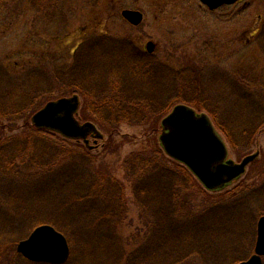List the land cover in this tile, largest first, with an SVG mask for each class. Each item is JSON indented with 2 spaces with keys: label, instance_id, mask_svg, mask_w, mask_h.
Masks as SVG:
<instances>
[{
  "label": "rangeland",
  "instance_id": "obj_1",
  "mask_svg": "<svg viewBox=\"0 0 264 264\" xmlns=\"http://www.w3.org/2000/svg\"><path fill=\"white\" fill-rule=\"evenodd\" d=\"M20 1L6 0L4 2L9 5L0 4V63L10 75L30 66L49 70L55 64H70L82 43L102 35L118 39L129 37L143 49H147L148 41H154L156 50L153 53L156 56L173 53L176 67L190 61L200 63L207 54L214 66L218 65L231 75L220 76L218 84L214 81L215 89L226 84V90L220 88V91L229 90L232 97L236 87L234 90L232 84L230 87L231 79L236 80L240 70L243 75V65L247 78L251 73L264 74L261 36L264 0H240L215 10L201 0ZM55 7L62 21H53ZM125 8L141 10L143 21L139 25L130 23L122 15ZM111 45H100L97 56L107 59L110 54L126 55V46L119 48L115 42ZM8 86L9 81L0 77V90L10 92L7 96L13 98L20 95L15 88L7 91ZM71 89L64 83L53 84V88L44 91L36 102L41 108L48 100L78 93L81 104L76 116L80 122L93 121L104 134L97 140L95 136L89 137L92 147L83 139L68 138L56 131L38 132L32 122V111L28 116L7 114L0 117V244H6L0 254V264H31L17 246L43 223L58 226L70 238L71 252L66 264H126L134 256L143 260L148 257L150 260L143 263L153 264L158 254L154 256L149 249L156 233L154 218H151L152 195L146 191L150 184L135 185L127 176L124 160L133 152L153 154L157 148L164 151L160 141L163 117L143 123L125 121L108 128L90 115L95 98L84 93L87 99L84 105L85 97ZM1 107L3 101L0 100ZM231 116L235 123L234 144L219 130L227 141L228 157L240 161L249 153L259 151L260 154L244 174L219 190L206 189L195 175H191L193 180L187 182L189 188L183 189L190 204L197 208L208 200L216 203L230 199L234 206L224 208L218 215L222 220H215L209 231L219 233L220 229H225L217 241L223 252L208 256L193 253L184 264L238 263L255 251L258 219L264 215V194L261 193L264 187L261 185L264 182V126L254 140L245 143L247 140H243L240 125L243 113L240 120H234L238 113H231ZM164 154L170 162L180 163L165 151ZM32 158L37 165L31 164ZM7 159L15 164H8ZM55 162L62 163L54 176L53 172L41 171L47 164L53 168ZM64 164L70 165L67 175L56 174ZM198 186L208 197L202 203ZM83 191L87 192L84 195L87 202L72 199ZM91 197L98 201H89ZM108 199L114 202L106 204L104 201ZM106 208L114 214H109ZM165 225L170 230L166 233L171 235L165 248L176 250V245H183L181 238L178 239L180 231L171 230L167 218ZM161 256L154 264H163L160 262L165 256Z\"/></svg>",
  "mask_w": 264,
  "mask_h": 264
},
{
  "label": "trees",
  "instance_id": "obj_2",
  "mask_svg": "<svg viewBox=\"0 0 264 264\" xmlns=\"http://www.w3.org/2000/svg\"><path fill=\"white\" fill-rule=\"evenodd\" d=\"M4 1L6 0H0V4L5 5L7 3L9 5L8 2ZM22 1L27 0L20 2ZM33 1L31 0V2ZM40 1L42 0L38 2L40 3ZM54 11L53 21H62L59 16V9L55 7ZM261 36L264 47V29ZM128 38L118 39L108 35L90 37L78 47L72 63L55 64L49 70H46L45 67L30 66L19 73L10 75L8 74L9 71L0 63V77L7 79L10 85L6 90L15 88L20 94L16 96V99L7 96L8 93L11 94L10 92L5 93L0 90V96L5 97H0V100L3 101L0 117L7 114L9 116L17 114L28 116L29 111L34 113L41 106L39 102H36L38 96L44 94V91L51 90L53 84L64 83L70 85L72 91H79L83 97H85L84 93H87L95 98L96 104L91 108L93 113L90 115L108 128L125 121L143 123L152 119H160L176 104L188 103L197 110L207 111L217 128L233 144L236 134L233 130L235 123L231 113H238L239 115L234 120H240L241 113H243V120L240 121L241 129H243V140H247L245 143H248L255 139L259 129L264 126V74L251 73V76L247 78L245 74L248 73L244 71L243 65V75L240 70L237 72L238 78L229 81L233 90L236 87L233 92L235 95L232 97L229 90L222 92L226 90V84L225 86L219 85L215 89L214 81L218 84L220 76L227 77L228 73L218 65L214 66L207 54L204 55L205 58H202L200 63L190 61L185 66L178 65L176 67L170 64V61H174L173 53L165 60V58L141 51ZM112 42H115L119 48L126 46V55L110 54L107 59L97 56L100 45L112 46ZM207 78L208 81H206ZM220 88L223 90L220 91ZM86 100L85 97L84 105ZM232 100L234 101L226 103ZM37 131L46 132L50 130L37 128ZM18 158L20 157L13 159ZM21 160L25 162L26 159L22 157ZM6 162L11 165L15 164L13 160L7 159ZM33 162L32 158L31 164ZM34 163L37 165L36 162ZM61 163L55 162L53 168L49 164L44 165V170L41 171L53 172L54 176L55 170L61 167ZM124 166L127 170V176L135 185L141 182L150 184L146 186V191L147 194L150 192L152 195L150 205L153 215L151 218H154L156 233L153 234L149 249L154 256L158 254L152 262L155 263L159 257H162L161 255H164L165 257L160 263L184 264L187 259L192 257L191 254L193 253L208 256L223 252L221 244H218L217 241L225 233V229H220L219 233L209 231L215 220H222L218 217L222 210L234 206L230 199L215 203L208 200L204 193L205 190L198 186V192L203 197L200 203L208 201L199 204L197 208L190 204L183 195V189L184 187L189 188L187 182L193 180L191 175L193 177L194 175L185 165L170 162L162 148H157L153 154L133 152L125 158ZM69 167L70 165L65 166L64 164V167L56 174L66 176ZM52 169L53 171H51ZM187 172L190 174L188 177ZM195 180L198 182L197 179ZM261 185L264 186V182ZM261 193L264 194V187ZM85 194L87 192H80L72 199L79 198L81 203H85L87 202ZM89 201L97 202L98 200L91 197ZM104 202L111 205L114 201L108 199ZM177 202H179L178 209ZM19 210L24 212V209L20 208ZM110 211L107 210V212ZM109 214H114V212ZM166 218L171 224V230L178 229L180 231L178 239L181 238L183 245L180 247L176 245V250L165 248L171 237L166 233V230H169L165 225ZM228 218L231 221L233 214L229 215ZM58 229L60 228L58 227ZM60 230L62 231V229ZM0 237H2L1 231ZM176 242L180 245V241L176 239ZM4 246L6 244H0V254L4 251ZM187 249L191 251L187 252ZM133 259H135L134 262H132ZM145 260H150V258L147 257L143 260L139 256H134L126 264H144ZM28 262L31 264H51ZM221 264L224 263L221 262Z\"/></svg>",
  "mask_w": 264,
  "mask_h": 264
},
{
  "label": "water",
  "instance_id": "obj_3",
  "mask_svg": "<svg viewBox=\"0 0 264 264\" xmlns=\"http://www.w3.org/2000/svg\"><path fill=\"white\" fill-rule=\"evenodd\" d=\"M211 10L238 0H201ZM122 15L133 25H139L144 14L137 9L125 8ZM153 41L147 43L150 52ZM81 104L79 94L49 100L32 115L36 127L60 132L66 137L84 139L89 144V134L98 138L103 132L93 121L80 122L76 116ZM160 141L164 151L180 161L208 190H218L245 173L249 163L259 156V151L248 154L241 161L229 158L227 142L218 131L209 113L199 112L193 106L179 103L161 121ZM255 251L247 259L236 264H264V215L258 219ZM17 250L27 259L36 262L63 264L70 257V245L66 235L48 223L38 225L30 235L22 239Z\"/></svg>",
  "mask_w": 264,
  "mask_h": 264
},
{
  "label": "flooded vegetation",
  "instance_id": "obj_4",
  "mask_svg": "<svg viewBox=\"0 0 264 264\" xmlns=\"http://www.w3.org/2000/svg\"><path fill=\"white\" fill-rule=\"evenodd\" d=\"M240 1V0H239ZM238 2V1H237ZM151 41V40H150ZM154 42V41H153ZM154 44H155V42H154ZM139 47V46H138ZM139 49L141 50V51H144V52H146V53H148V54H154L155 56H156V54L155 53H153L154 52V50H156V44H155V47H154V50L152 51V52H150L148 49H143V48H141V47H139ZM170 55V53L169 52H166V53H164L163 55H158L160 58L162 57L163 59L165 58V60L166 59H168V56ZM172 58H173V56H172ZM170 64H172V65H174L175 63H174V61H170Z\"/></svg>",
  "mask_w": 264,
  "mask_h": 264
}]
</instances>
